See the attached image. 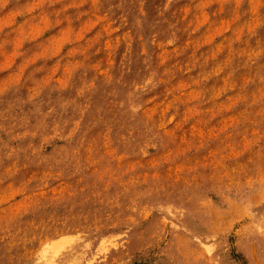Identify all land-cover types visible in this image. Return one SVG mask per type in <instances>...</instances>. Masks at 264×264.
<instances>
[{
    "label": "rangeland",
    "instance_id": "1",
    "mask_svg": "<svg viewBox=\"0 0 264 264\" xmlns=\"http://www.w3.org/2000/svg\"><path fill=\"white\" fill-rule=\"evenodd\" d=\"M0 264H264V0H0Z\"/></svg>",
    "mask_w": 264,
    "mask_h": 264
}]
</instances>
